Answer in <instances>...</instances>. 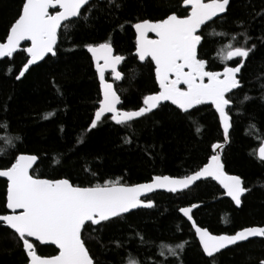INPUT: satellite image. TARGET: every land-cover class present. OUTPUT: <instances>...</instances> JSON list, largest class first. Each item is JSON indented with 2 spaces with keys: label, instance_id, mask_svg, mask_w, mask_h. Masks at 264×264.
I'll return each instance as SVG.
<instances>
[{
  "label": "trees",
  "instance_id": "16d2710c",
  "mask_svg": "<svg viewBox=\"0 0 264 264\" xmlns=\"http://www.w3.org/2000/svg\"><path fill=\"white\" fill-rule=\"evenodd\" d=\"M23 2L0 0V42L6 40ZM97 2L90 14L83 9L87 21L80 20L66 34L61 30L57 56L31 67L22 79L15 77L26 63V53L18 51L12 58L0 60V148L6 150V155L0 156V169L9 167L19 154H35L39 157L35 175L69 178L81 186L116 179L137 184L158 175L183 177L199 170L213 154L212 145L225 142L218 113L210 104L192 109L190 119L170 103L126 126L106 116L102 126L87 131L101 89L85 45L110 42L116 54L125 56L120 66L124 78L115 86L122 98L120 108L135 110L143 105L144 96L159 87L154 64L141 62L135 55L134 25L145 19L158 21L173 12L181 17L189 14L182 0H172L170 6L167 0H117L122 5L119 9L109 7L108 0H95L93 4ZM262 12L264 0H231L230 13L201 30L204 39L199 54L208 60L211 70L236 66L241 59H223L229 44L246 48L255 45L239 76L243 87L229 94L233 101L232 127L223 149L226 171L240 176L244 186L251 189L242 198L241 207L211 180L182 192H157L148 197L154 201V208L135 210L82 234L96 264H129L130 260L138 264H209L190 223L180 214L179 209L185 206L198 204L193 218L214 234H233L245 227L264 225V162L259 159V148L264 144ZM26 47L24 44L22 49ZM107 79L112 81L108 73ZM245 95L251 99L241 103ZM51 113L55 115L43 118ZM81 138L83 143L79 142ZM7 139L13 140L15 148ZM57 158L60 164H56ZM6 193L7 181L0 179V214L8 213ZM179 244L185 247L182 252L177 248L178 258L168 248ZM37 252L51 256L58 250L37 243ZM25 257L8 231L0 229V264H26ZM262 261L264 239H252L218 254V264Z\"/></svg>",
  "mask_w": 264,
  "mask_h": 264
},
{
  "label": "snow or ice",
  "instance_id": "6c2138e0",
  "mask_svg": "<svg viewBox=\"0 0 264 264\" xmlns=\"http://www.w3.org/2000/svg\"><path fill=\"white\" fill-rule=\"evenodd\" d=\"M171 3L172 0H167L169 6ZM182 3L190 7V14L183 18L173 12L158 21L145 19L134 25L137 33L136 55L141 62H154V79L159 86L157 92L143 97V106L138 110H122L119 107L122 99L115 83L124 78L118 68L125 61V56L114 54L110 42L85 45L95 60L102 93L87 131L102 126L109 114L115 124L126 126L154 110H162L170 102L189 119L191 110L197 106H214L223 128V137L228 138L232 127L230 109L233 103L229 94L243 87L242 77L238 78V74L245 67L244 61L255 50V45L246 48L229 44L223 59H241L237 60L236 66H225L222 71L211 70L208 60L199 54L204 39L201 29L209 22L214 23V18L223 19L224 14L230 13L231 0H182ZM108 5L115 9L122 7L117 0H108ZM94 6H98V2L93 4V0H24L18 18L6 35V41L0 42V58H12L18 51L26 53V63L15 79L23 78L32 66L46 57L57 56L61 30L64 29L66 34L80 20L87 21L89 17L81 9L90 14ZM50 9L54 12H50ZM261 14L264 15V12ZM149 33H154L156 39H150ZM26 41H30L31 46L21 49L22 42ZM106 72L113 82L106 79ZM132 79H135V75ZM250 99L245 95L241 103ZM54 115L45 114L43 118L49 119ZM197 131L201 129L197 127ZM15 139L19 141L21 138L17 136ZM79 142L83 143V139ZM125 142L131 143V140ZM7 143L15 148L12 139H7ZM212 149L215 154L191 175L182 179L156 176L151 182L135 185H126L116 179L81 186L69 178H41L34 174V165L38 167L39 157L19 154L9 167L0 169V177L7 181L6 209L11 210L10 214H0V229L8 231L26 253V264H96L82 234L92 226L102 228L108 222L134 213V210L154 208L155 203L147 198V194L158 189L176 193L200 181H216L225 190L226 196L240 206L242 196L251 189L244 186L240 176L225 172L220 151H216L222 150V145L216 143ZM4 155L6 150L0 148V156ZM259 159L264 162V146L259 148ZM55 162L60 164L61 160L57 158ZM193 207L196 205L179 211L192 221L202 253L209 259V264H218V254L230 246L249 241L250 238H264V227H247L231 235H213L208 229L196 226L192 216ZM29 238H34V241ZM36 242L54 245L58 254L49 257L38 254ZM184 247V244L169 247L168 252L179 258ZM161 255L164 253L161 252ZM129 264L137 262L130 260Z\"/></svg>",
  "mask_w": 264,
  "mask_h": 264
},
{
  "label": "water",
  "instance_id": "95a60500",
  "mask_svg": "<svg viewBox=\"0 0 264 264\" xmlns=\"http://www.w3.org/2000/svg\"><path fill=\"white\" fill-rule=\"evenodd\" d=\"M93 1H95V0H93ZM97 1H102V0H97ZM205 2H209V0H205ZM86 7V6H85ZM186 8H188L189 9V14H190V7H186ZM83 11V9H81V12ZM50 12H54V10H52V9H50ZM225 15V14H224ZM183 18V17H182ZM217 18H219V17H217ZM217 18H214V19H217ZM141 22V21H140ZM153 22H155V21H153ZM210 23V22H209ZM134 30H135V27H134ZM202 30V29H201ZM135 32H136V30H135ZM148 36H149V38L150 39H156V36H155V34L154 33H149L148 34ZM136 39H137V33H136ZM6 41V40H5ZM4 41V42H5ZM24 44H27V47H30L31 46V42L30 41H26V42H22V44H21V49H22V46L24 45ZM113 49H114V47H113ZM90 55H91V53H89ZM114 54H116V51H115V49H114ZM119 55V54H118ZM135 55H136V50H135ZM137 56V55H136ZM91 57H92V55H91ZM138 57V56H137ZM8 57H4V58H0V60H2V59H7ZM47 58V57H46ZM45 58V59H46ZM93 59V58H92ZM41 62H43V61H40V62H38V64L39 63H41ZM93 62H94V65H95V60L93 59ZM123 63V62H122ZM153 64H154V62H153ZM35 66V65H34ZM121 66V65H120ZM120 66H119V68H118V70L120 71ZM33 67V66H32ZM23 69V68H22ZM21 69V70H22ZM95 69H96V65H95ZM30 70V69H29ZM223 69H220V70H217V71H222ZM241 71H242V69H241ZM97 72V71H96ZM25 74H27V73H25ZM97 74H98V72H97ZM241 74V73H240ZM240 74H238V78H240L239 76H240ZM123 75V74H122ZM98 77H99V74H98ZM22 79V78H21ZM106 79H107V72H106ZM108 80V79H107ZM109 82H113V81H111V80H108ZM157 84H158V82H157ZM159 87V86H158ZM181 87H185V86H183V85H181ZM101 89V88H100ZM237 90V89H236ZM235 91V90H234ZM154 94V93H153ZM101 98H102V93H101ZM122 99V98H121ZM170 103V102H169ZM143 106V105H142ZM141 106V107H142ZM119 107H121V105L119 106ZM214 107V106H213ZM139 109V108H138ZM138 109H135V110H138ZM123 110V109H122ZM155 111V110H154ZM108 116H110V114L108 115ZM230 131H231V129H230ZM230 131H229V133H230ZM228 142H229V136H228V138L227 139H225V142L224 143H220L221 145H222V150H216V151H220V154H221V159H222V162H223V149H224V147L228 144ZM263 146H264V144H263ZM23 154H29V153H23ZM213 154H215L214 153V151H213ZM39 161V160H38ZM38 161H37V163H38ZM224 163V162H223ZM225 165V164H224ZM36 165H34V167H35ZM4 169H6V168H4ZM225 170V172L228 174V175H235V174H231V173H228L227 171H226V169H224ZM192 174V173H191ZM191 174H189V175H191ZM158 176H170V175H158ZM154 177H156V176H154ZM154 177L152 178V179H154ZM170 177H172V178H177V179H182V178H184L185 176H183V177H175V176H170ZM0 179H4V180H6V178H3V177H0ZM151 179V180H152ZM151 180H149V181H145V182H141V183H148V182H151ZM243 180V179H242ZM201 182V181H200ZM216 182V181H215ZM197 183H199V182H197ZM218 183V182H217ZM137 184H139V183H137ZM219 184V183H218ZM126 185H135V184H126ZM194 185H192V186H190V188H192ZM221 186V185H220ZM222 187V186H221ZM190 188H188V189H190ZM188 189H185V190H188ZM223 189V188H222ZM185 190H183V191H185ZM223 191H224V193H225V190L223 189ZM157 192H167V190H165V189H158V190H156V191H154V192H152V193H149V194H147V198L148 197H150V196H152L153 194H155V193H157ZM179 192H182V191H179ZM167 193H169V192H167ZM177 193V192H176ZM225 196H226V194H225ZM227 197V196H226ZM228 198H230V197H228ZM242 198H243V196H242ZM241 198V199H242ZM142 199H145V197H142ZM231 199V198H230ZM153 201V200H152ZM154 202V201H153ZM234 202V201H233ZM234 204H235V202H234ZM196 205V207H193V210L195 209V208H197V206H198V204H195ZM236 205V204H235ZM241 205H242V203H241ZM241 205L240 206H237V207H241ZM191 206H193V205H190V206H185V207H191ZM182 208H184V207H182ZM10 211L11 210H8V213H6V214H10ZM19 211V210H18ZM135 211V210H134ZM192 213H193V211H192ZM180 214L183 216V213L182 212H180ZM193 216V215H192ZM184 217V216H183ZM189 223H190V225H191V227H192V229L194 230V232H195V228L192 226V221H189L188 219H187V217H184ZM193 220L195 221V219L193 218ZM195 223H196V221H195ZM196 226H199L197 223H196ZM199 227H201V226H199ZM249 227H264V225H262V226H258V225H256V226H249ZM204 228V227H203ZM245 228H247V227H245ZM207 229V228H206ZM242 229H244V228H242ZM242 229H240V230H242ZM209 230V229H208ZM239 231V230H238ZM209 232H211V231H209ZM237 232V231H236ZM212 233V232H211ZM213 235H221V234H214V233H212ZM223 234H227V233H223ZM234 234V233H233ZM196 235V234H195ZM228 235H231V234H228ZM30 240H32V241H34V238H29ZM196 239L198 240V242H199V237L196 235ZM252 239H264V238H250V240H252ZM247 242V241H246ZM37 243H39V242H37ZM243 243V242H242ZM40 244V243H39ZM41 245H51V244H41ZM54 246V245H53ZM201 246V245H200ZM230 247H232V246H230ZM201 248H202V246H201ZM57 249V248H56ZM58 250V249H57ZM225 250V249H224ZM223 251V250H222ZM57 254H58V252H57ZM91 255V254H90ZM45 257H49V256H45ZM95 261V260H94Z\"/></svg>",
  "mask_w": 264,
  "mask_h": 264
},
{
  "label": "rangeland",
  "instance_id": "374dc122",
  "mask_svg": "<svg viewBox=\"0 0 264 264\" xmlns=\"http://www.w3.org/2000/svg\"><path fill=\"white\" fill-rule=\"evenodd\" d=\"M227 51V50H226ZM226 51H224V53L226 52ZM138 264V263H137Z\"/></svg>",
  "mask_w": 264,
  "mask_h": 264
},
{
  "label": "flooded vegetation",
  "instance_id": "af4514ba",
  "mask_svg": "<svg viewBox=\"0 0 264 264\" xmlns=\"http://www.w3.org/2000/svg\"><path fill=\"white\" fill-rule=\"evenodd\" d=\"M263 146V145H262ZM244 197V196H243ZM230 199V198H229Z\"/></svg>",
  "mask_w": 264,
  "mask_h": 264
}]
</instances>
